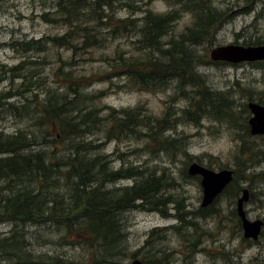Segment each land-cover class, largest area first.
<instances>
[{
  "label": "trees",
  "instance_id": "trees-1",
  "mask_svg": "<svg viewBox=\"0 0 264 264\" xmlns=\"http://www.w3.org/2000/svg\"><path fill=\"white\" fill-rule=\"evenodd\" d=\"M153 1L56 0L51 11L55 18L45 13L41 17L45 21H60L66 28L62 34L13 42L15 50L19 49L17 44L24 50H43L44 60L52 56L53 47L69 50L71 55L62 59L59 51L57 65L50 71L51 81L46 82L42 76L33 82L34 87L42 85L39 92L29 87L32 83L29 75L20 74L27 60L6 68L10 75L7 89L0 92V120L3 112H10L33 121L12 132L0 129V222L13 225L10 234L0 238V244L6 247L2 257L10 260L8 264H75L64 254L27 251L26 232L16 227L25 224L36 227L34 233L29 232L32 238L40 235L42 228L55 231L66 244H74L71 241L74 236L92 250L90 256L95 264H115L110 261L120 252L123 240L122 224L116 214L155 202L164 203L165 198L157 197L168 184L163 173L157 175L155 170L132 165L113 169L107 156L98 152L103 141L94 143L84 138L99 130L98 121H102L104 140L109 136L117 139L136 134L143 137L148 151L173 154L185 145L181 138L165 134L176 121L198 125L201 118H208L230 127L234 125L226 93L211 90L197 71L198 64L206 63V55L197 54L195 49L201 43L213 42L215 32L226 19V11L215 8L212 0H157L168 7L157 13L149 8ZM121 9L126 10L127 16L115 14ZM136 12H140L139 18H133ZM182 13L189 15V23L175 32L173 24ZM125 32L134 37L132 50L128 53L118 48L112 50L102 58L107 64L102 72L73 73L74 58L92 59L93 48L102 46L103 39ZM87 54L90 58L83 57ZM252 63L264 67V61ZM106 72L124 75L128 85L143 91H157L172 84L176 95L186 103L178 111L165 103L159 116L148 113L141 104L119 110L98 108L94 100L104 92L87 93L83 88L94 76ZM13 77L21 78L20 88L12 86ZM27 91H32L29 96L25 95ZM258 94L254 101L264 106V90ZM16 95L21 99L19 106L8 100ZM243 109L246 115L239 128L249 136L246 106ZM104 110V116L97 117ZM237 136L232 180L223 190L232 197L243 188L239 179L258 180V174L244 172L253 164L250 161L264 156V151L255 150L252 143L241 138L242 134ZM182 151L190 157L185 149ZM123 179L131 181L117 188L107 187ZM156 209L162 211L159 206ZM231 211L240 226L235 210ZM208 212L200 215L206 216Z\"/></svg>",
  "mask_w": 264,
  "mask_h": 264
},
{
  "label": "rangeland",
  "instance_id": "rangeland-1",
  "mask_svg": "<svg viewBox=\"0 0 264 264\" xmlns=\"http://www.w3.org/2000/svg\"><path fill=\"white\" fill-rule=\"evenodd\" d=\"M56 0H2L0 1V92L8 87L10 75L6 68L27 60L25 69L20 72L31 77V85L37 91L41 87L33 86L36 78L51 81V70L57 65V54L62 59L70 57V51L64 48H50L51 57L42 56L46 53L39 49H13L14 41L38 40L44 35L62 34L66 28L60 21H45L41 15L52 14ZM213 6L226 11V19L215 32L212 43H201L196 46L197 54L206 55V63L198 64L197 71L205 80V84L214 91L226 93L231 111L234 113V125L228 126L223 121H213L201 118L199 124H189L176 121L165 134L181 138L184 148L174 154L171 152H151L145 148L144 139L136 134L120 136L112 139L110 136L104 140L101 131L102 121L97 124L99 130L84 138L103 145L99 153L107 156L109 166L117 169L121 166L132 165L140 169L155 170L158 175L163 173L168 182L157 195L164 203H151L144 207H137L118 212L115 216L121 225L123 240L119 245L120 252L112 257L115 264H127L131 259L138 258L146 264H264V156H259L246 171L245 175L258 174V180L247 181L239 179L238 184L248 189V199L243 203L246 217L250 220L261 219L262 228L257 240L248 241L242 236L241 227L237 225L232 215L235 209V199L229 192L220 193L208 207H200L201 187L198 176L185 174L184 170L190 162H198L208 168L218 170L235 167L237 157L236 147L239 143L237 135L252 143L255 150L264 151V135L243 134L239 124L244 123L243 106L249 100H255L259 92L264 90V67L254 66L252 62L227 63L212 61L208 57L209 49L222 44L255 45V42L264 44V0H212ZM149 8L157 13L168 9L162 1H153ZM51 13V14H50ZM117 16H127L126 10H117ZM139 18L140 12L132 14ZM189 15L182 13L174 22L175 32L189 23ZM258 39V40H257ZM134 37L131 32H125L115 38L107 36L102 40L103 45L94 47L92 59L77 60L72 63L73 73L102 72L107 64L102 60L115 48L124 52L133 49ZM257 40V41H256ZM127 55V54H126ZM84 58H90L84 55ZM210 61V62H209ZM65 70H70L66 68ZM5 72V73H3ZM124 75L116 76L110 72L101 73L93 77L83 90L87 93L104 92L100 98L95 99L96 107H110L116 110L131 108L138 104L144 106L152 115L159 116L165 106H172L176 111L182 108L186 101L176 95L172 84L157 91H143L127 84ZM20 77H13L12 86L20 88ZM52 86H55L52 83ZM116 86H122L116 88ZM38 89L37 92L40 91ZM32 91H27L29 96ZM178 97H174V96ZM174 97L173 101L171 99ZM19 106L20 96L8 99ZM90 104V102H86ZM247 109V107H246ZM104 111L98 113L99 118ZM247 118L250 115L247 110ZM33 124V121L19 118L14 114L2 113L0 129L12 132L15 128ZM248 129V126H247ZM262 136V138H261ZM180 142V143H181ZM181 143V144H182ZM183 149L190 157L183 153ZM130 179L115 181L107 187H119L129 184ZM157 205L160 209H156ZM200 208H203L200 211ZM208 209V210H205ZM208 212L206 216L200 213ZM183 216L185 220H183ZM183 220V221H182ZM18 229L26 232L24 243L27 251L51 254H64L70 256L75 264H95L91 259V249H86L81 241L72 236L74 244H66L58 234L51 229H40V235L34 238L29 232L36 231L35 226L17 225ZM13 225L0 222V238L10 234ZM6 247L0 244V264H8L10 260L2 255ZM29 259V258H28ZM30 260V259H29ZM24 262V260H23ZM28 264V263H27Z\"/></svg>",
  "mask_w": 264,
  "mask_h": 264
},
{
  "label": "water",
  "instance_id": "water-1",
  "mask_svg": "<svg viewBox=\"0 0 264 264\" xmlns=\"http://www.w3.org/2000/svg\"><path fill=\"white\" fill-rule=\"evenodd\" d=\"M209 59L227 63L264 61V44L241 45L222 44L213 46L208 52ZM249 110L247 124L251 135H264V106L256 101H247ZM190 176H198L201 187L200 207H206L224 190L231 182L233 170L221 168L214 170L198 162H190L185 169ZM248 199V189L243 187L240 195L235 199V213L240 221L242 236L257 239L263 222L261 219L250 220L246 217L243 203ZM127 264H142L138 258L131 259Z\"/></svg>",
  "mask_w": 264,
  "mask_h": 264
},
{
  "label": "flooded vegetation",
  "instance_id": "flooded-vegetation-1",
  "mask_svg": "<svg viewBox=\"0 0 264 264\" xmlns=\"http://www.w3.org/2000/svg\"><path fill=\"white\" fill-rule=\"evenodd\" d=\"M212 203H213V202H212ZM212 203H210L209 205H211ZM209 205H208V206H209ZM206 207H207V206H206ZM246 240H248V241H251V242H252V241H255V240H257V239H255V240H254V239L246 238Z\"/></svg>",
  "mask_w": 264,
  "mask_h": 264
},
{
  "label": "bare ground",
  "instance_id": "bare-ground-1",
  "mask_svg": "<svg viewBox=\"0 0 264 264\" xmlns=\"http://www.w3.org/2000/svg\"><path fill=\"white\" fill-rule=\"evenodd\" d=\"M257 135H260V134H257ZM215 199H216V198H215ZM215 199H214V200H215ZM214 200H213V202H214Z\"/></svg>",
  "mask_w": 264,
  "mask_h": 264
}]
</instances>
